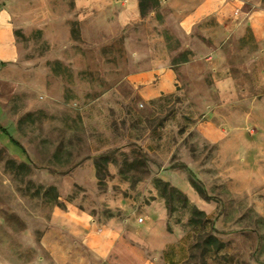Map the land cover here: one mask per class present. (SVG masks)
<instances>
[{"label": "rangeland", "instance_id": "rangeland-1", "mask_svg": "<svg viewBox=\"0 0 264 264\" xmlns=\"http://www.w3.org/2000/svg\"><path fill=\"white\" fill-rule=\"evenodd\" d=\"M107 1L0 0L19 46L0 81V264H134L89 250L76 216L96 227L117 217L134 241L128 219L154 191L184 264H264V66L214 77L198 64L172 93L145 99L134 47L159 45L143 30L135 40L122 1ZM166 27L176 59H187Z\"/></svg>", "mask_w": 264, "mask_h": 264}, {"label": "crops", "instance_id": "crops-1", "mask_svg": "<svg viewBox=\"0 0 264 264\" xmlns=\"http://www.w3.org/2000/svg\"><path fill=\"white\" fill-rule=\"evenodd\" d=\"M120 1L122 14L128 18L123 20V25L127 27L130 19L134 21V39L139 40V33L143 30V40L149 43L152 39L159 45L152 48L149 43L145 49L134 47L135 70L131 76L134 86L141 87L139 93L145 99L172 93L179 72L198 64L212 68L214 77L237 70L245 62L264 66L263 0H158L157 8L145 16L140 13L138 0ZM165 27L178 38L182 50L188 53L187 59H176ZM18 55L14 27L0 12V64L5 63L0 67V81ZM262 69L257 71L258 76H264ZM163 179L174 183L168 177ZM174 184L192 205L206 214L208 211L212 213L213 205L210 208L204 206L193 188L178 182ZM150 196V203L141 208L142 221H139L135 208L134 219H128L134 224V241L123 235L124 226L117 217L106 219L96 227L89 216L77 215L76 236L100 258L117 255L127 259L134 256V264H184L186 245L168 230L170 215L165 198L156 191ZM123 214H131V211L125 207Z\"/></svg>", "mask_w": 264, "mask_h": 264}, {"label": "trees", "instance_id": "trees-1", "mask_svg": "<svg viewBox=\"0 0 264 264\" xmlns=\"http://www.w3.org/2000/svg\"><path fill=\"white\" fill-rule=\"evenodd\" d=\"M139 2V9H140V13L142 16L147 15L149 12L154 11L158 4L159 1L158 0H138ZM5 63H1L0 67L4 66ZM0 130H2L3 132L6 133L5 130H3L0 127ZM10 137V136H9ZM10 141L24 154V149L19 145V143L15 142L11 137H10ZM160 184H163L162 181H158Z\"/></svg>", "mask_w": 264, "mask_h": 264}, {"label": "built area", "instance_id": "built-area-1", "mask_svg": "<svg viewBox=\"0 0 264 264\" xmlns=\"http://www.w3.org/2000/svg\"><path fill=\"white\" fill-rule=\"evenodd\" d=\"M139 221L141 222L142 221V218H140Z\"/></svg>", "mask_w": 264, "mask_h": 264}]
</instances>
